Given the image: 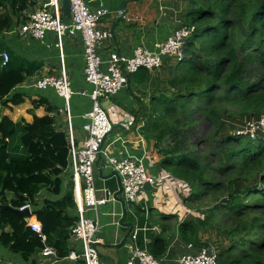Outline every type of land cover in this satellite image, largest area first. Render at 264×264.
I'll return each mask as SVG.
<instances>
[{
	"label": "trees",
	"instance_id": "trees-1",
	"mask_svg": "<svg viewBox=\"0 0 264 264\" xmlns=\"http://www.w3.org/2000/svg\"><path fill=\"white\" fill-rule=\"evenodd\" d=\"M36 3L0 0V35L26 22L24 11ZM182 24L196 29L185 58L175 66L170 81L175 92H157L151 102L152 121L141 131L154 141L162 168L189 187L186 204L194 216L180 224L181 239L199 248L205 245L199 231L214 226L231 241L220 253L221 262L264 264V140L229 133L224 122L264 114V0H190ZM3 44L2 110L25 102L24 94L14 90L41 68ZM4 53L9 54L7 64ZM148 72L143 68L134 75L145 82ZM45 104L44 99L33 101L30 113ZM33 118L27 123L2 116L0 206H34L47 243L65 258L71 229L78 221L73 189L63 194L61 178L69 165L68 139L54 117L33 114ZM43 191L56 198H46L40 205ZM205 206L208 214L203 213ZM140 225L138 245L157 258L165 255L167 237L155 235L145 216ZM0 244L25 262L44 247L25 218L2 208Z\"/></svg>",
	"mask_w": 264,
	"mask_h": 264
},
{
	"label": "crops",
	"instance_id": "crops-1",
	"mask_svg": "<svg viewBox=\"0 0 264 264\" xmlns=\"http://www.w3.org/2000/svg\"><path fill=\"white\" fill-rule=\"evenodd\" d=\"M46 1L49 0H36L35 6ZM189 1L92 0L90 6L93 8L103 7L111 12L100 23L102 29L114 33L113 39L106 41L100 49L103 58L108 59L113 52H118L123 56H132L134 49L139 46L154 50V45L157 42L165 40L176 28L182 25ZM122 2L126 3L123 8L120 6ZM120 10L125 11L130 21L118 16L117 12ZM11 30L0 35V39L5 43L7 50L28 61L39 63L41 68L35 75L26 77L25 81L14 90V93L24 94L25 102L19 106L4 108V110L1 106V116H9L14 122L24 120L31 123L34 119L33 114L38 117L50 115L54 117L57 129L65 132L67 127L65 101L53 89L40 90L36 87L37 81L42 77L61 74V58L56 47L55 34H48L46 40L40 42L30 36L19 37L10 33ZM63 41L65 69L75 90V95L70 101L71 122L75 142L77 146H82L86 139L84 131L85 114L92 107L90 94L94 88L84 77L85 51L81 35L67 36ZM176 64L177 62L173 58H166L163 67L148 70L149 78L145 82H141L138 75L129 77L128 85L112 100L116 114L111 121L113 131L107 136L102 147V151L116 158L131 156L142 159L148 172L156 177V184L151 191L145 190L133 206L126 203L128 216L125 222H132L134 228H139L141 226L140 220L145 216L152 225V231L155 235L164 234L167 237L169 243L167 252L159 257L163 264H176L180 256L195 253L200 248H195L193 244L194 249H189V243L183 241L179 235L180 224L194 216V210L186 204V199L190 195L188 185L183 181L174 179L170 173L162 168L161 156L155 148L154 141L147 138L141 131L142 127L149 125L152 121L151 102L157 92L166 95H172L175 92L170 81ZM41 99L46 100L47 104L35 109L31 114L30 109L33 108V101ZM48 107L52 108V112L48 111ZM138 113L139 119L136 121V114ZM129 119H133L131 124ZM100 156L96 178L97 197L99 199L109 198V202L100 207L98 211V236L102 242L97 245V248L101 260L103 259V264H128L130 253L125 244L120 246L129 228L120 225V220L123 217V206L115 198L118 191V181L115 177L106 179L115 170L110 167L104 168L105 157L103 152ZM100 169L103 171L102 176L99 172ZM61 178L63 194L71 188L74 193L70 170H65ZM44 192L51 196L47 197V194H43ZM120 197L123 198V196ZM46 198L55 199L56 197L48 191H43L38 196L39 204L41 205ZM164 215H173L175 218L172 220L165 219ZM87 216L93 219L95 217L92 212H89ZM206 228L199 231V238L205 245L207 241L205 234L201 231ZM69 244L73 246V241L70 239ZM146 244H151V240H147ZM219 253L221 252L219 251ZM0 256L6 261L25 262L20 257L2 250H0ZM33 262L38 264L35 256L33 261H30L31 264Z\"/></svg>",
	"mask_w": 264,
	"mask_h": 264
},
{
	"label": "built area",
	"instance_id": "built-area-1",
	"mask_svg": "<svg viewBox=\"0 0 264 264\" xmlns=\"http://www.w3.org/2000/svg\"><path fill=\"white\" fill-rule=\"evenodd\" d=\"M70 1V19L65 17L62 0H49L25 10L23 16L26 17V22L14 26L10 32L19 37L30 36L40 42H44L50 33L56 36V47L61 58V74L42 77L37 81L36 87L40 90L53 89L65 101L67 127L64 133L69 145L68 170L71 172V181L74 185L75 210L78 216V221L71 229L70 240L73 241V246L70 245L68 256L60 258L56 249L47 243L43 226L34 214L36 209L34 206L28 204L19 210H29L30 214L25 218L27 225L43 241L44 247L34 254L38 264L67 262L69 264H103L97 248V245L102 242L98 236V211L100 207L109 202V198L99 199L97 197L98 166L96 162L99 156L103 152L104 168L110 167L119 174L122 182L121 196L129 206L137 203L139 196L145 191L146 184L153 187L157 180L153 174L148 172L142 159L131 156L116 158L102 151L101 143L113 128L109 115L102 106V101H112L116 98L119 92L128 85L129 77L138 73L140 69H160L166 58H173L177 63L181 62L186 56L187 43L196 28L182 24L165 40L157 42L154 50L139 46L134 49L132 56H123L118 52H113L105 60L100 49L106 41L113 39L114 33L102 29L100 23L111 12L103 7L93 8L90 6L92 0ZM117 14L122 19L130 21L124 10L118 11ZM78 34L82 37L85 51L84 77L94 88L90 94L92 107L85 114L86 139L82 146H77L75 142L71 122L70 101L75 95V90L65 69L63 41L67 36L74 37ZM3 58L4 64H7L9 54L4 53ZM129 120L132 122L131 119ZM234 134L248 136L252 140H264V114L257 122H250L244 129L235 130ZM89 212L94 213V219L87 216ZM139 232L140 228H134L125 243L130 253L128 264H163L159 258L138 245ZM188 248L194 249L193 244H189ZM0 263L31 264L30 261H6L2 256H0ZM176 264L230 263L220 261V253L216 247L204 245L195 253L180 256Z\"/></svg>",
	"mask_w": 264,
	"mask_h": 264
},
{
	"label": "rangeland",
	"instance_id": "rangeland-1",
	"mask_svg": "<svg viewBox=\"0 0 264 264\" xmlns=\"http://www.w3.org/2000/svg\"><path fill=\"white\" fill-rule=\"evenodd\" d=\"M146 1V0H145ZM155 1V0H153ZM47 2V1H46ZM184 4V3H182ZM2 41V39H0ZM0 43L3 44L4 42L2 41ZM5 44V43H4ZM3 44V45H4ZM113 101H106L103 100L102 101V106L103 108L106 110V112L109 115V119L112 121V117H115V110L113 109ZM260 116H251V117H246V118H237L236 120H228L225 119V128L227 132H235V130L239 129V128H245L248 126V123L250 122H257L259 120ZM133 122V119H131ZM130 122V124L132 123ZM43 194H47V197H50L48 195L47 192H44ZM43 195V197H46ZM205 204L201 205L204 206ZM203 209V213L208 214V211L206 210L207 207H202ZM201 232H203L205 234V240L207 241V244H212V246L216 247L219 249L220 252H223V250H226L230 244L231 241L228 239V237L226 236V233L224 232V230H220L219 228H216L214 226H211L209 228H206L204 230H202ZM0 250L4 251V252H8L1 244H0ZM101 255H103V253H101ZM103 260V259H102ZM101 260V262H102ZM103 263V262H102Z\"/></svg>",
	"mask_w": 264,
	"mask_h": 264
},
{
	"label": "water",
	"instance_id": "water-1",
	"mask_svg": "<svg viewBox=\"0 0 264 264\" xmlns=\"http://www.w3.org/2000/svg\"><path fill=\"white\" fill-rule=\"evenodd\" d=\"M62 4H63V11H64V14H65V17H66L67 19H70V18H71V1H70V0H62ZM125 4H126L125 2H122L121 5H120L121 8L125 7ZM153 70H155V69H153ZM1 120H2V116H1V104H0V122H1ZM112 131H113V128H112V130H111V131L105 136V138L103 139V142L101 143V148L104 146V143H105V140H106L107 136H108L109 134H111ZM100 159H101V156H99V160L96 162V165H97L98 167H99ZM99 172H100V174H101V176H102V175H103V171L100 169ZM113 177H115V178L117 179V181H118V191H117V193L115 194V198H116V200L119 201V202L122 204V206H123V217H122L121 220H120V225L129 228V231H128L126 237L124 238V240H123L122 243L120 244V246H123V245L126 243L128 237L130 236V233L133 231V229H134V224H133L132 222H130V223H126V222H125L126 219H127V216H128V212H127V209H126V202H125V200H124L123 198L120 197V196L122 195V182H121V178H120L119 174H118L116 171H113V172L110 174V176L106 177V179L113 178ZM152 189H153V187H152V185H150V184H146V185L144 186V190H146V191H151ZM0 208H2V209H4V210H12V211H14L17 215H19V216H21V217H23V218H27V217L29 216V214H30V213H29V210L21 211V210H19V209H14V208H12L11 206H0ZM137 263H139L138 260H137Z\"/></svg>",
	"mask_w": 264,
	"mask_h": 264
}]
</instances>
